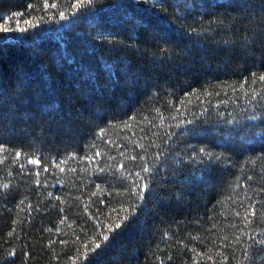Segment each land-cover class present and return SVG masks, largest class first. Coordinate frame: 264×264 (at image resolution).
<instances>
[{
  "label": "trees",
  "instance_id": "16d2710c",
  "mask_svg": "<svg viewBox=\"0 0 264 264\" xmlns=\"http://www.w3.org/2000/svg\"><path fill=\"white\" fill-rule=\"evenodd\" d=\"M0 264H264V0H0Z\"/></svg>",
  "mask_w": 264,
  "mask_h": 264
},
{
  "label": "snow or ice",
  "instance_id": "6c2138e0",
  "mask_svg": "<svg viewBox=\"0 0 264 264\" xmlns=\"http://www.w3.org/2000/svg\"><path fill=\"white\" fill-rule=\"evenodd\" d=\"M53 6H55V5H53ZM5 31H6V29H5ZM117 227H120V225H117ZM105 239H107V237H105ZM96 246L99 247L100 245L97 244Z\"/></svg>",
  "mask_w": 264,
  "mask_h": 264
}]
</instances>
